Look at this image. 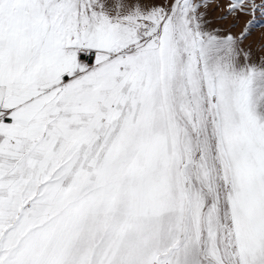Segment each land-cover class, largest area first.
Instances as JSON below:
<instances>
[{
	"label": "snow or ice",
	"instance_id": "6c2138e0",
	"mask_svg": "<svg viewBox=\"0 0 264 264\" xmlns=\"http://www.w3.org/2000/svg\"><path fill=\"white\" fill-rule=\"evenodd\" d=\"M264 0H0V264H264Z\"/></svg>",
	"mask_w": 264,
	"mask_h": 264
},
{
	"label": "rangeland",
	"instance_id": "374dc122",
	"mask_svg": "<svg viewBox=\"0 0 264 264\" xmlns=\"http://www.w3.org/2000/svg\"><path fill=\"white\" fill-rule=\"evenodd\" d=\"M262 32H264V29H257V30H255V32H254V34H253V39H259V37H260V35H261V33Z\"/></svg>",
	"mask_w": 264,
	"mask_h": 264
}]
</instances>
